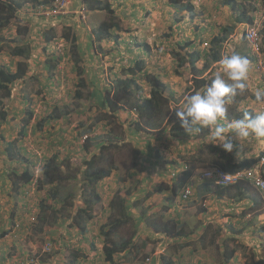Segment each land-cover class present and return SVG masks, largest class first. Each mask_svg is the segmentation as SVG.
<instances>
[{
  "label": "rangeland",
  "instance_id": "obj_1",
  "mask_svg": "<svg viewBox=\"0 0 264 264\" xmlns=\"http://www.w3.org/2000/svg\"><path fill=\"white\" fill-rule=\"evenodd\" d=\"M21 1L24 3L19 7V17L12 21L11 25L6 27L2 33L4 36L13 34V36L18 38V27H27L29 32L22 35L20 41L30 42L33 46L32 51L34 54L30 62L31 72L24 79L16 82L12 99L7 100L8 102L4 106L0 105V232L4 230V226L8 228L9 226L7 225H11L9 221L11 212L17 213L22 209L20 193L12 187L13 174L9 173L11 169L17 170L20 168V164L16 163L18 162L17 160L6 157L7 152L5 150H7V144L15 142L16 149H20L25 156H29L33 162H36V165L32 162V170L38 175L41 173L40 162L43 161V157H48L52 153H57L61 159L69 157L72 162L76 163L80 158V151L82 150L79 147L81 140L78 136V128L81 126V122H87L90 116L102 108L92 101L94 99L92 92L104 91L107 95L115 78L124 77L126 75L124 70L135 66L141 60H143L144 68L141 72L137 73L136 77L140 78V81L144 84L142 94L146 96L149 91L145 76H158L167 85L168 91L171 94L172 101L170 102L169 112L173 114V109L180 107L184 102V97L189 95V92L193 90L191 87V76L184 72L183 68H179L177 71V58L173 50L179 47L178 42L202 38L204 45L201 49L197 46V49L206 52V48L211 50L213 47L212 40L215 36H225V41L218 45L221 57L222 55L236 52L248 58L250 62L249 89L232 99L228 105L227 120L222 121V123L226 124L231 119L241 118L245 110L253 112L264 111V105L257 104L253 97L256 88H264V0H182L180 6L172 4L171 0H103L111 4L117 14L116 20L121 24L122 30H112L111 37L104 39L102 43L97 42L94 35V42H97L94 43L95 45L93 44L95 50L89 47V45L91 46V40L87 39V34L90 29L94 32L93 27L104 18L109 19V13L106 10L99 11L97 14L93 13L92 18L94 21L92 23L88 16L89 29L80 19L78 13H70L78 5V0H52V4L56 1L63 4L64 8H62V11H68L71 15L68 21H74V26L79 30L77 33L80 36L84 51L83 58L85 61L83 64L85 66L88 87L84 89L83 97L79 96V99L76 100L74 99L76 98V89H78V74L71 68L70 64L72 61L65 59V53H62L64 54V63L59 68L61 72L67 71V77L64 75L65 78L64 76L61 78L57 77L56 79L48 77V73L43 68L44 62H34L39 56L40 31L43 25H47L46 18L48 17L35 14L38 10L36 6L40 5L38 4V0ZM233 1L236 3V7H233ZM187 4L192 7H188ZM243 11L253 17L251 23H237L238 14ZM74 14L76 15L75 17H73ZM54 21L52 22L54 23ZM59 26H57V32H61L62 34L63 30L58 28ZM247 26L250 29L252 27L259 30L257 40H250L247 35L243 36ZM230 27H233V29L231 30ZM60 40H58L57 44L65 52L63 42L66 39L61 36ZM255 43L258 45L259 51L255 50ZM97 44H102L103 49H100ZM0 60L12 65L16 62L15 59L8 57L6 53L3 55L0 53ZM197 64L201 67L203 60ZM137 68L138 65H136L135 69ZM210 72L211 74L222 72L220 62H213L212 67L204 74L207 75ZM65 79H67L66 82ZM42 90L44 91L41 92ZM89 91L93 97L89 94ZM95 98H98V94ZM55 106H58L65 113V121L60 119L61 121L48 122V129L45 130L37 126L36 124L41 116H47ZM3 110L6 111L5 114ZM32 111L33 116L30 119L29 133L26 136L20 130L26 125V119L29 118V114ZM231 114L233 117L229 118L228 116H231ZM238 114L240 115L238 116ZM132 115L135 117L134 114ZM121 120L123 121L124 119L122 118ZM90 122L91 120L89 124ZM102 128L103 125H99L96 131ZM177 128L183 129L179 123L177 124ZM119 129L122 132V129ZM182 133L183 130L179 132L180 135ZM140 135L152 138L158 136L145 132L136 133V130L133 128L130 134H125V137L127 141L130 139L134 143L135 140L146 142V139L140 138ZM229 135L233 138V143L236 145L235 148H237L235 156L232 154L233 152L229 153L217 145H209V136H204V139H198L199 142L195 143L194 148L198 151L196 153L199 154V157L194 162V165L200 168L197 174V176H201L199 179L200 183L203 182L202 176L205 172L204 170L207 168L211 166H230L232 156L233 161L236 160L235 162H238V159H242L246 154H257V146L264 148V139L250 136L241 147L240 141L235 139V134L230 133ZM114 137L117 138L115 135ZM122 137H124L123 133ZM176 140L175 138L174 145L170 148L168 147L169 145L164 144L168 141L163 140L161 137L157 140H152L150 143L139 148L141 150L140 155H137V152L135 154L132 147L131 150L128 149L129 146L117 148V153L115 154L117 171H113L115 178L105 179L103 182L107 184L108 190L111 192L110 194L114 195L117 191L125 193L127 188L135 184L130 180L131 177H135V173L143 179L145 190H149L150 193L157 184L169 185L170 176L163 171L161 166H154L153 153L156 150H161V157L157 158V160L167 162V157H174L179 152V149L182 148L183 143L176 142ZM132 153L136 157L132 156ZM237 153L239 154L237 155ZM151 167L153 168L152 171ZM121 174L126 176V180L119 182ZM116 176L118 177L117 184ZM198 184L196 183V185ZM98 187L99 185L96 187L97 190ZM250 191L255 192L260 197L255 189L252 188ZM167 193L170 196V191ZM204 194L210 196L209 201L205 202L201 197H196L188 204H180V207L175 212V214L178 213V217H182L185 220L188 229L195 230L196 233L192 236L195 238L193 240L198 239V229L211 219L207 215V212L216 214L221 208L224 211L227 210L223 208V204H217L216 198L212 193ZM44 196L45 191H40L37 196L38 201L44 198ZM159 196L161 197L162 194H159ZM108 199H111V197L109 196L105 200V209L103 208L101 217L102 221L105 218L108 219L111 212V209L107 206L109 203L107 202ZM158 200L157 195L152 197L154 204ZM240 203L234 204L235 211H241L244 208ZM248 205H245V207ZM204 206H206L205 210H203ZM217 207H219V210ZM47 212L51 214L50 210ZM246 215H251V218L248 217L250 218L248 223L255 224L258 218H260V222L258 221V223L264 225V204L261 208L247 211ZM22 218L24 217L18 216L15 221V224L18 222L23 223V228L19 230L18 237L15 240L9 241L6 237H0V247L4 249L1 250L0 257L2 254L5 255L0 264H28L32 260L40 261L39 264H51L52 262L59 261L55 257L56 252H60L61 256L67 254L68 251L63 250V247L59 246L57 242L48 246L47 249H45L46 247L40 249V246L48 238L49 223L37 222L33 226L32 231H29L27 229L29 222L26 219L22 220ZM225 220L222 219V223H225ZM214 224L217 225L218 223ZM63 231L67 233L66 228ZM212 231L213 229L210 230V233ZM262 232L264 233V230ZM16 233L17 231L14 229L10 236H14ZM212 239H205L206 243L204 247L195 242L191 247L185 248L190 250V248L195 249L200 247L205 250L207 255L199 253L197 250L192 253L185 249H180L174 253V248L171 249L170 247L166 250V255L172 256L176 260L175 264H200L199 262L197 263V260H202L203 263L220 264L221 254L219 249L215 246H207L210 245L207 242ZM165 243L168 244V241ZM152 248L156 247L152 244L148 249L151 250ZM160 248L162 249L163 247L161 246ZM262 248L263 244L261 247H256V251L260 250L257 253H264ZM39 250L40 253L35 255ZM242 251V248H240L241 254ZM141 253L143 255L142 250ZM184 257L189 258L187 262ZM242 259H245L243 254L241 258L239 257L236 260L235 264H242ZM156 262L157 260L152 264H156ZM129 264H136V262Z\"/></svg>",
  "mask_w": 264,
  "mask_h": 264
},
{
  "label": "trees",
  "instance_id": "obj_2",
  "mask_svg": "<svg viewBox=\"0 0 264 264\" xmlns=\"http://www.w3.org/2000/svg\"><path fill=\"white\" fill-rule=\"evenodd\" d=\"M52 0H38L36 7L38 8L36 15L41 9V5H47V7H54ZM182 0H171L172 4L179 5L182 3ZM51 2V3H50ZM24 2L21 0H0V52L6 53L7 56L14 58L16 60L15 65L5 68L0 66V104H4L5 99H9L12 95V86L14 82L24 79L30 72V62L33 59L34 52L32 51V44L30 42L20 41V37L29 32V29L25 26H19L17 29L18 38L11 35L4 36L2 31L11 25V22L17 19L19 7L23 5ZM103 0H78V5L75 10L85 9L86 16L90 19V22L94 21L92 14H97L99 11L106 10L109 13V19L104 18L99 24L93 27L94 35L96 41L102 43L104 39L111 37L112 30H122L121 24L116 20V13L112 8L110 3H106ZM188 7H192L187 4ZM233 7H236V3L233 1ZM36 8V9H37ZM70 14H56L47 18V25H43L40 31L41 40L39 42V56L38 59L34 60L44 62V71L48 73V77L56 79L57 77H67V71L61 72L59 70L60 66L64 63V54L65 59L72 61L71 68L78 74V83L75 92V99L78 97H83L84 89L88 87L87 79L85 76V66L83 58V48L80 36L77 31H79L74 26V21H68ZM76 15L74 14L73 17ZM46 17V16H45ZM52 18V19H51ZM88 19V20H89ZM53 20L54 23L52 22ZM253 17L247 15L244 11L239 13L237 16V23H251ZM76 21V20H75ZM56 22V24H55ZM58 28L63 30L57 32ZM232 30L233 27H230ZM88 40H91V46L89 47L92 50H95L94 38L91 34H87ZM61 36L66 40L62 43L65 52L62 51L57 43L58 40L61 41ZM243 36H246V33H243ZM8 37V38H7ZM60 38V39H58ZM19 39V40H18ZM225 36H215L212 40L213 47L211 50L206 48L207 51L203 52L201 47L204 45V40L202 38L195 39L193 41L178 42L179 47L176 50H173V53L177 58V71L179 68H183V71L191 76L190 80L192 81L191 87L192 91L190 94L195 93L196 91H203L212 81L215 76L211 72L207 75L204 73L212 67L213 62H220L221 53L218 49V45L225 41ZM57 40V41H56ZM94 44V45H93ZM100 49H103L102 44H97ZM58 46V47H57ZM199 46V49H197ZM196 48V49H192ZM192 49V50H191ZM205 51V50H204ZM252 60L253 57L250 56ZM203 60L201 67L198 66V62ZM136 65L138 68L135 69ZM143 60L139 61L135 66L129 67L124 77H117L110 86V90L107 95L104 91L96 92L93 91L94 97L97 100L93 99L92 101L97 105L102 107L103 111H100V116L98 112L94 114L93 118L107 121L111 125L109 130L101 135L107 137V141L100 145V149L97 152L88 154L91 152V147H95V142H90L91 138L89 137L91 133V128L88 124L83 123L84 126H79L78 136L86 134L85 141L82 140V137L79 136L81 144H79L80 149V158L74 162H64L59 158L57 153H53L50 157H43V162H40L42 166V174L39 176L36 181L34 179V174H31L28 170H24L22 173L26 179L27 187L35 185L37 187L38 193L40 191H45V196L40 201L36 202V211L34 215V223L44 222L49 223V232L48 231V242L53 244V242L60 243L63 247L69 249V259L71 258L74 264H82L83 261H80L78 257L82 254H85L92 249L97 250L98 245L102 246L104 253L105 261L111 264H118L114 258V254L117 251H123L122 246L128 245L127 240H122L121 243L116 241L115 233L116 230L124 226V224L131 220L133 222L131 212V204L128 203L127 198L120 194L119 191L115 192L114 195L110 194L107 184L103 182L105 179H114L115 176L113 171H117V164L112 154L109 157L104 158L103 156L110 152L109 146H116L117 148L122 146H129L128 149L131 150V147L134 149V153L137 155L141 153L142 146L150 143L152 138L150 136H142L140 138L146 139V142L136 141L135 143L128 139L126 140L125 134H130L133 128L137 132H143V128H148L150 130H155L159 132L157 134L158 138L168 141V147L174 145V140L182 139L187 140V143H183L182 148L189 149L188 152L191 159L196 161L198 158L193 156L192 152H197L194 148L195 143L199 142L198 139H204V136H209L208 129H202L200 132L193 131L192 133L186 132L184 129L177 128L179 121L176 119L175 114L170 118V102L172 101L171 94L168 91L167 85L155 75L145 76L148 82V95L144 96L142 91L144 90V84L140 81V78L136 77L138 72L143 70ZM217 73V72H216ZM64 76V78H65ZM67 79H65L66 82ZM264 84V80H263ZM54 85V84H53ZM104 88V86H103ZM42 90L41 92H43ZM98 94V98H95ZM237 97V96H236ZM235 97V98H236ZM254 97V96H253ZM255 99V97H254ZM92 103V104H94ZM91 104V105H92ZM5 114V112H3ZM137 114L135 118L132 114ZM65 113L55 106L52 112H49L47 116H41L40 120L37 122V126L42 127L44 130L48 129L47 123L53 121H59L62 119L65 121ZM240 114H238L239 116ZM33 116V112H30L29 118L26 119V125L22 128V133L28 135L30 119ZM232 118L233 115L228 116ZM124 119L123 121L121 119ZM61 121V120H60ZM122 129V132L120 129ZM183 130L182 135L179 132ZM122 133L124 137H122ZM147 133V132H145ZM117 134V135H116ZM114 135L117 138H114ZM202 141V140H200ZM142 143V144H141ZM209 145H212L211 143ZM233 150V155L235 156L237 150ZM7 155L12 160L21 161L24 157L29 161L32 159L29 156H23L20 154H15L16 152L12 149H8ZM131 155L136 157L135 154ZM15 154L14 156L11 155ZM89 155V156H88ZM263 155V154H262ZM179 159V160H178ZM260 158L255 156L244 157L242 160L235 162H230V166L223 165L224 171L236 172L239 170L247 169L253 167ZM185 156L179 154L177 157L169 156L166 161L170 166H176L180 161H184ZM203 160V158H201ZM29 163V162H28ZM36 164V162H34ZM191 162H188L190 164ZM221 167V168H222ZM191 170L186 171L184 179L188 178L193 172V167L189 166ZM10 174H17L16 169H11ZM71 180H76L78 184L82 182L89 185V191L87 194L82 193L80 200L78 197H75V194L68 193L63 194V191L66 190L65 183L69 184ZM187 180H183L181 183H186ZM184 183V184H185ZM100 185L101 189L96 190V187ZM110 187V186H109ZM201 192L207 193L209 189H212V192L216 193L219 196H226L233 198L234 200H244L249 198L252 201V207L257 203L261 202L260 197L252 190V186L245 180H240L232 185H217L214 182H206L203 180L199 184ZM110 194V195H109ZM108 199V207L111 209V212L108 216L107 221H102L101 217L99 218L95 215L94 207L96 205H102V208L105 209V200ZM50 210L51 214L47 211ZM57 220V221H56ZM88 222L90 223L87 226ZM67 223V225H66ZM153 231L159 230L161 233L169 234L170 229L168 224L159 225L155 222H152ZM87 226V227H86ZM253 226V225H250ZM67 229V233H64V229ZM222 231V228H218ZM264 230V225L261 226V231ZM255 231L253 227L247 228L242 227L240 231H237V235L232 234L223 238L222 241V252L226 260L233 258L235 251L239 248H242V254L245 256V264H264V258H257L256 250L245 243V238L250 234H253ZM185 236L186 238H191L193 231H186L184 227L179 233L173 236ZM5 234V232H4ZM228 235V234H227ZM100 236V239L97 237ZM205 231L202 233L201 238H204ZM91 237V239H89ZM225 241H232L233 245L225 244ZM187 240L180 243L178 248L181 249L186 246ZM191 243V240H190ZM258 247H261L260 244H257ZM1 250H4L0 247ZM99 254L92 253L87 257V261H97ZM5 255L2 254L0 261H3ZM103 257H101L102 259ZM105 262V264H108ZM172 258L166 259L165 264L172 263ZM60 264V262H59Z\"/></svg>",
  "mask_w": 264,
  "mask_h": 264
},
{
  "label": "clouds",
  "instance_id": "obj_3",
  "mask_svg": "<svg viewBox=\"0 0 264 264\" xmlns=\"http://www.w3.org/2000/svg\"><path fill=\"white\" fill-rule=\"evenodd\" d=\"M54 7L49 8L47 5H41L40 11L37 13L38 15H44L46 17L54 16L56 14H69L68 11H62L63 4L60 2H54ZM75 13V12H70ZM80 17V15H79ZM47 19V18H46ZM81 19V17H80ZM82 20V19H81ZM83 21V20H82ZM84 22V21H83ZM85 23V22H84ZM248 24V23H245ZM85 25L90 29V23L87 18V23ZM80 27V25H79ZM84 28V27H83ZM249 30H256L259 35V30L252 28L250 29L249 26L246 27L245 33L248 35ZM1 34V33H0ZM89 34H91L94 38V33L90 29ZM258 37V36H257ZM61 48V46H59ZM2 55L4 52H0ZM9 57V56H8ZM14 59V58H12ZM15 65V63L13 64ZM11 63H6L3 60H0V66L9 68L13 66ZM220 65L222 72H217L212 79L211 83L201 92L196 91L193 94L187 95L184 97V102L180 107L174 108L173 111L175 113L176 119L179 121L180 126L189 134L193 131L200 132L202 129H208L209 132V143L213 145H217L221 147L223 150L231 153L233 152L236 145L233 143V138L229 135L230 133L235 134V139L240 141L241 147L243 146V143L248 140L250 136H253L255 138L264 139V111L260 112H253L251 110H245L243 112V115L241 118H235L231 119L230 122L222 123V121L227 120V114L229 111L228 105L232 101L234 97H236L238 94H243L246 90L249 89V72H250V62L247 57L240 55L239 53L232 52L230 54L222 55L220 60ZM1 68V67H0ZM17 82V81H16ZM14 82L12 86V95L9 99H12V96L14 94V86L16 84ZM113 83V82H112ZM112 85V84H111ZM254 97L255 102L257 104L264 105V88H256L254 90ZM4 100V104H0L1 106H4L7 104V100ZM1 111V110H0ZM5 113L6 111L3 110ZM100 111H103L102 108L99 109L98 115L100 116ZM33 112V111H32ZM95 112V113H97ZM94 113V114H95ZM173 113V114H174ZM94 114L88 118V121L85 122L88 124V126L91 128V133L89 134L91 142H95L96 146L89 148L91 149V152L88 154H92L94 152H97L98 149H100V145L107 141V137L101 134L106 133L109 128H111V125L107 123L105 120H101L97 118H93ZM135 115V118H137V114L133 113ZM173 114H169L170 118ZM91 120L90 124L89 121ZM84 123V122H83ZM83 123H81V126H84ZM99 125H103V128L101 130H97V127ZM22 131V130H20ZM19 131V132H20ZM143 132H147L151 135H157L159 132H155V130H150L148 128H143ZM86 134L83 133V135H79L82 137V140L85 141ZM115 138V137H114ZM158 137H155L154 140H157ZM176 142L179 143H187V140L177 139ZM164 144L168 145L167 142ZM264 144V143H263ZM7 150L12 149L16 153L24 155V153L20 149L15 148V142H9L7 144ZM110 152L105 154L103 157L107 158L110 154L113 155L115 159V154L117 153V147L116 146H109ZM258 148L257 154H246L244 157H251L255 156L257 158H260L257 163L247 169L239 170L236 172H230V171H224L221 167L211 166L210 168H207L204 170L202 179L206 182H214L217 185H232L240 180L247 181L253 189H255L259 195L261 202L257 203L254 207H252V201L249 198H246L244 200H234L233 198H229L226 196H219L216 193L212 192V189H209L211 191L207 193H212L213 196L216 198L217 204H223V208L227 209L224 211L222 208L221 210L216 214H210V212H207V215L209 216V221L206 222L202 227L198 229L199 235L197 240H193L192 236L195 235L194 229H188L187 224L185 223V220L182 217H178V213L175 214L176 210L180 207V204H188L190 203L194 198L201 197V199L205 202L210 200L209 195H205L203 192H201L199 188V179L201 176H197L198 171L200 168L197 166L195 167L193 161L188 152L189 149L180 148L179 152L174 156L177 157L179 154L185 156L184 161H180L179 164L176 166H170L168 163H163L157 160V158L161 157V150H156L153 153V161L154 166H161L163 171L167 173L170 176L169 185L167 184H157L156 187L149 192V190H145V183L142 178L138 177L135 173V177H131L130 180L134 182V185H131L125 193L120 192L121 195L125 196L127 198V201L129 204H131V216L133 219V222L131 220H128L124 226L121 228L118 227L115 233V237H117L115 240L119 241L121 243L122 240H127L129 243L128 245L122 246L123 251H117L114 254L115 260L118 262V264H129L132 262H136V264H152L154 261L157 260L156 264H165L166 259L172 258V263L175 264V259L172 256L166 255V250L168 247L171 249L174 248V253L179 251L178 245L185 240H187V244L185 247L181 249H185L186 247H191L195 242H198L201 247L205 246V241L208 238H213L211 241L207 242V246H215L219 249L221 254V260L220 264H235L236 260L238 258H241L240 248L235 251V254L233 258L226 260L223 252H222V241L223 238L230 236L231 233L237 235V231H240L242 227H247L248 229L253 227L254 233L250 234L248 237L245 238V243H247L249 246L253 247L256 250L257 244H260L264 251V233L261 231V226L263 224H259L260 218H258L257 223L250 224L248 223L249 219L251 218V215H246L247 211L253 210L255 208H261V206L264 204V190L258 187L254 180L253 175L256 170H261L262 175L264 176V164L261 165V161L264 157V148L256 147ZM198 152V151H197ZM193 156L199 157V154L196 152H192ZM8 154V153H7ZM6 154L7 158H10ZM15 154L11 155L14 156ZM53 154V153H52ZM51 154V155H52ZM239 153H237L238 155ZM263 154V155H262ZM50 155V156H51ZM48 156V157H50ZM89 156V155H88ZM243 157V158H244ZM60 158V157H59ZM242 158V159H243ZM61 159V158H60ZM238 159V161L242 160ZM61 160H64V162H71L72 160L69 157H63ZM179 160V159H178ZM18 161V160H17ZM29 162V163H28ZM32 161L27 160L26 158H22L21 161L16 162L17 164H20V168L17 169V174H13V180H12V187L15 191H18L20 193L21 198V211L15 213L11 212L9 221L11 222V225L8 228L4 226V230L0 232L1 238H8L7 240L13 241L18 237L19 230L22 229V222H18L15 224V221L18 216H23V219H26L29 222V225L27 229L29 231H32L34 223V215L33 213L36 211V202L38 201V191L37 187L35 185L31 187H27V183L25 182L26 179L23 176L22 173L26 168L28 167V170L31 174H34V179H36L41 176L42 174V166H41V173L40 175L35 174V172L32 170L33 165ZM43 162V161H42ZM116 162V161H115ZM188 162H191L188 164ZM34 163V162H33ZM34 165H36L34 163ZM189 166L193 167L192 174L189 175L188 178L184 179L185 173L188 170H191V168H188ZM151 171L153 168H150ZM252 172V175H249V172ZM201 173V171H200ZM116 184L118 182V177L116 176ZM195 178L197 179L195 181ZM123 180H126V176L124 174H121L119 178V182H122ZM183 180H187L186 183H181ZM196 183H199L196 185ZM66 190L63 191V194L66 195L69 192L75 194V197H78L80 200L81 196L79 195L82 193L87 194L89 191V185L84 184L83 182L81 184H78L76 180H71L69 184L65 183ZM100 188V185L98 187V190ZM130 189L132 190L130 192ZM97 190V188H96ZM97 190V191H98ZM170 191V196L167 192ZM164 193V194H163ZM159 194H162L160 197ZM154 195H157L159 200L156 204H154V201H152V197ZM248 200V201H247ZM204 202V204H205ZM244 206V208L241 211H235L234 204L239 203ZM81 203V200H80ZM249 204L245 207V205ZM108 206V205H107ZM206 206H204L203 210H205ZM219 210V207H217ZM102 205H96L94 207L95 215H97L99 218L102 217ZM242 212H244L242 214ZM250 217V218H248ZM222 219H226L225 223H222ZM21 220V221H22ZM105 222L107 219L105 218ZM152 222H155L159 225L162 224H168L170 229V235L165 233H161L158 229L153 231L154 229L152 227ZM214 223H218L217 225ZM90 223L88 222L87 226H89ZM253 225V226H250ZM86 226V227H87ZM184 227L186 231H193V234L191 236L192 239L191 243L189 238H186L185 236H173L176 235L181 231V229ZM218 228H222L221 230H218ZM16 229L17 233L14 236H10V234L13 232V230ZM48 227V231H49ZM213 229V231L210 233V230ZM205 231L204 238H201L202 233ZM5 232V234H4ZM228 234V235H227ZM141 238V239H139ZM97 239H100V236L97 237ZM206 239V240H205ZM168 241V244L165 242ZM17 243V242H16ZM55 243V242H53ZM59 246L63 247L60 243H57ZM154 245L156 248H152L149 250V246ZM225 244L227 245H233L232 241H225ZM13 245V244H12ZM51 244L48 242V239L45 240L44 244L40 246V249L43 247L48 248ZM148 246V248H147ZM163 247L162 249L160 247ZM50 250V249H49ZM63 250H67V254L61 256L59 253H55V257L58 258L59 261L52 262L51 264H74L73 260L69 257V249L63 247ZM141 250L143 252V255L141 253ZM186 251L194 253L195 250H197L199 253H202L204 255H207L205 250L198 248H190V250L185 249ZM260 250H257L258 252ZM40 253V250L36 252L35 255ZM92 253H98L99 257L97 261H87V257L89 254ZM173 255V254H172ZM140 256V258H139ZM101 257H103L101 259ZM167 257V258H166ZM185 258V257H184ZM257 258H264V253L259 252L257 253ZM80 261H83L82 264H105L104 259V253L102 250V246L98 245L97 250H91L85 254H82L78 257ZM163 261L161 262V260ZM186 262L189 258H185ZM246 259H242V264H245ZM200 264H211L210 262L203 263L202 260H197V263ZM40 261H31L28 262V264H39ZM108 264H111L107 262ZM217 264V263H216Z\"/></svg>",
  "mask_w": 264,
  "mask_h": 264
},
{
  "label": "built area",
  "instance_id": "obj_4",
  "mask_svg": "<svg viewBox=\"0 0 264 264\" xmlns=\"http://www.w3.org/2000/svg\"><path fill=\"white\" fill-rule=\"evenodd\" d=\"M73 12L78 13L80 15L81 19L85 23H87V16H86V12H85L84 8H82L80 10H75ZM248 35H249L250 40H254V41L257 40L258 33H257L256 30H249L248 31ZM254 45H255V50L259 51L258 50V45L256 43ZM263 164H264V157H263V159L261 161V165H263ZM249 175H252L251 171L249 172ZM253 180H254L255 184L258 187H260L261 189L264 190V176L262 175L261 170L258 169V170L255 171V173L253 175Z\"/></svg>",
  "mask_w": 264,
  "mask_h": 264
}]
</instances>
